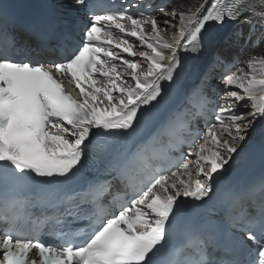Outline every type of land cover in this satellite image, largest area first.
I'll use <instances>...</instances> for the list:
<instances>
[{
    "label": "snow or ice",
    "instance_id": "1",
    "mask_svg": "<svg viewBox=\"0 0 264 264\" xmlns=\"http://www.w3.org/2000/svg\"><path fill=\"white\" fill-rule=\"evenodd\" d=\"M85 3L73 0L77 7ZM206 4L208 0L198 5L179 0L176 6L154 10L149 4L136 14L127 8L89 10L71 51L44 61L23 57L6 20L0 23V264H264V206L232 225L251 242L241 241L242 250L225 249L217 257L202 237L195 247L169 248L185 203L209 196L214 180L264 118V48L243 52V59L236 57L223 73L215 122L206 133L195 134L192 150L172 165L174 171L142 174L107 206L93 201L92 209L82 210L89 203L87 194L78 202L69 196L68 206L38 220L29 219L33 213L25 209L30 198L18 191L37 178L57 183L71 179L94 136L133 129L141 109L162 96V82L174 80L182 50L199 54L221 43L225 36L220 29L229 21L264 22V0ZM170 30L171 36L166 35ZM242 37L236 31L227 39L239 44ZM135 42L145 49L139 59ZM256 47L253 42L252 49ZM222 62L217 56L214 65ZM142 151L131 153L123 174L134 170ZM49 220L58 227L49 229ZM80 221L86 223L73 227ZM45 235L56 242L43 239Z\"/></svg>",
    "mask_w": 264,
    "mask_h": 264
},
{
    "label": "bare ground",
    "instance_id": "2",
    "mask_svg": "<svg viewBox=\"0 0 264 264\" xmlns=\"http://www.w3.org/2000/svg\"><path fill=\"white\" fill-rule=\"evenodd\" d=\"M177 1H179V0H177ZM210 1L211 0H208V4L210 3ZM199 3H201V0H185V4L198 5ZM208 4H206L205 7L208 6ZM176 5L177 4H175V6ZM158 18H162V15H158ZM253 24H254L255 27H254V30L252 31L251 41H249L247 43V45H246L247 47L244 49V51H248V50L258 51L259 49L264 48V22L260 21L257 18H254L253 21H252V24H246V23L243 22V18H242L240 21H229L227 23V25H226V27L224 29V32L222 34V35L225 36V40L222 41L221 43L217 44V46H216L217 53L221 54L222 53V48L224 46H227L228 44H232V43H229L227 37H230L231 34L236 32V31H241L243 33V37L240 40V44H242L244 39L248 37L249 31L252 28ZM148 31H150V27H148ZM172 31H174V30H170L168 33H166V35L171 36ZM253 42H255L257 44V47L255 49H252V43ZM135 43H136V46L134 47V51H136L137 52V56H139V52H140V50H138L140 48L139 42H135ZM140 49H141V51L145 50V49H142V48H140ZM234 53L235 54L237 53L236 49L234 50ZM146 66L147 65L145 64V67ZM215 83L221 84V81L215 82ZM241 110L248 111V109H246V108H241ZM259 121H260V119L257 120L256 126L249 131L248 138L241 144L239 152L244 147V145L248 142L250 137L254 134L255 129H256ZM193 178H195V177L193 176Z\"/></svg>",
    "mask_w": 264,
    "mask_h": 264
},
{
    "label": "rangeland",
    "instance_id": "3",
    "mask_svg": "<svg viewBox=\"0 0 264 264\" xmlns=\"http://www.w3.org/2000/svg\"><path fill=\"white\" fill-rule=\"evenodd\" d=\"M150 27V26H149ZM138 50H140L141 51V49L139 48Z\"/></svg>",
    "mask_w": 264,
    "mask_h": 264
}]
</instances>
